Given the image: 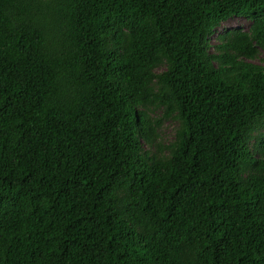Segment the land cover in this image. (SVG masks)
<instances>
[{
    "label": "trees",
    "instance_id": "trees-1",
    "mask_svg": "<svg viewBox=\"0 0 264 264\" xmlns=\"http://www.w3.org/2000/svg\"><path fill=\"white\" fill-rule=\"evenodd\" d=\"M260 51L264 0H0V264H264Z\"/></svg>",
    "mask_w": 264,
    "mask_h": 264
},
{
    "label": "rangeland",
    "instance_id": "rangeland-1",
    "mask_svg": "<svg viewBox=\"0 0 264 264\" xmlns=\"http://www.w3.org/2000/svg\"><path fill=\"white\" fill-rule=\"evenodd\" d=\"M250 26L249 19L243 16H232L221 22V24L215 29L214 33L210 37L209 43L214 45L218 43V36L225 33L227 30L240 29L248 31ZM213 50V48H211ZM255 62L264 65V51H260L256 56ZM151 118L154 120H161V110L154 109L149 112ZM177 127V122L173 119H163L160 121L158 127L156 128L155 137L153 139L152 145L147 142L142 141L143 149L150 150L152 153L161 156L165 155L167 151H163L164 145L169 144L173 141L175 129ZM162 148V149H161Z\"/></svg>",
    "mask_w": 264,
    "mask_h": 264
}]
</instances>
